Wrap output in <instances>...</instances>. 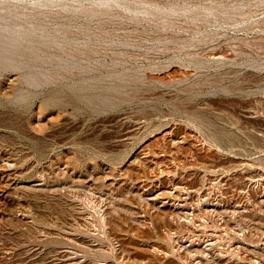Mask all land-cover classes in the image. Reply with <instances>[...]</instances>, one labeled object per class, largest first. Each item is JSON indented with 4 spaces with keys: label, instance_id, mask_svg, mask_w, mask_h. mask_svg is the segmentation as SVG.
Here are the masks:
<instances>
[{
    "label": "rangeland",
    "instance_id": "1",
    "mask_svg": "<svg viewBox=\"0 0 264 264\" xmlns=\"http://www.w3.org/2000/svg\"><path fill=\"white\" fill-rule=\"evenodd\" d=\"M0 264H264V0H0Z\"/></svg>",
    "mask_w": 264,
    "mask_h": 264
}]
</instances>
